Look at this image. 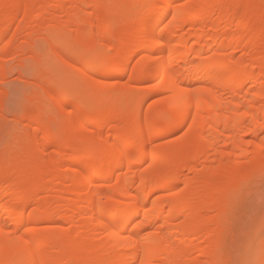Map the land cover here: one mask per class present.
Returning <instances> with one entry per match:
<instances>
[{"label":"bare ground","instance_id":"6f19581e","mask_svg":"<svg viewBox=\"0 0 264 264\" xmlns=\"http://www.w3.org/2000/svg\"><path fill=\"white\" fill-rule=\"evenodd\" d=\"M80 1L88 9L83 27H78L83 5L68 11L65 23L54 24L52 11L63 0H0V84L6 78L3 59L22 52L17 46L21 32L13 31V26L37 7L32 21L35 27L40 21L44 24L49 55L55 54L70 69V51L114 61L119 67L108 74L106 84L126 74L137 59L136 74L151 84V94L164 97L141 120L133 114L113 116L115 104L107 107L101 100L118 88L104 87L97 110L83 112L78 102L86 85L80 79L77 110L62 124L64 132H76L77 140L56 144L53 135L38 138L46 127L23 125L30 131H25L20 161L0 166V264H15L22 258L33 264H216L223 250V221L232 188L250 180L254 168L264 165V31L260 29L264 21L252 18L264 9V0H140L136 12H130L125 0H110L115 9L130 12L121 16L123 11L116 10L113 25L96 17L91 0ZM145 4L153 6L148 20L155 37H162L152 40L146 50L138 45ZM109 37L116 38L117 45L103 53L100 46ZM88 38L92 45L86 44ZM58 43L63 46L56 51ZM126 49L132 51L120 62ZM56 82L49 85L48 101L59 98L53 92ZM87 84L94 90L99 86ZM62 99L66 100L62 97L59 106L65 109ZM43 116L36 109L28 121L37 125ZM102 117L118 122L106 135ZM49 118L51 123L55 114ZM184 127L179 141L154 145ZM51 146L75 154L52 161L70 162L71 173L54 171L50 162L40 177L50 179L38 180L36 173L21 178L30 166L42 164ZM242 164L245 176L239 177ZM185 170L194 176L177 190L170 176ZM12 177L14 181L4 185ZM59 179L62 188L49 194L46 204V194ZM162 188L172 193L155 197ZM32 204L35 214H26ZM41 222L46 223L43 230L38 228ZM65 224L68 232L63 231Z\"/></svg>","mask_w":264,"mask_h":264},{"label":"rangeland","instance_id":"374dc122","mask_svg":"<svg viewBox=\"0 0 264 264\" xmlns=\"http://www.w3.org/2000/svg\"><path fill=\"white\" fill-rule=\"evenodd\" d=\"M92 3L96 6V17H99L104 22V25H113V17L115 13L118 11V9L121 10L122 7H115V5L109 2L110 0H91ZM78 2L79 4H76ZM124 5L129 7L130 12H136L138 11V4L140 0H125L123 1ZM82 1L80 0H63L60 7H57V9H53L56 11H52L54 13V24L58 23H65V20L68 18L67 13L68 11L71 12L73 8L77 10L80 7V5H83L82 13L79 18V25L78 27H83V17L85 14V11H87V7L84 4H81ZM109 3V4H108ZM122 6V5H121ZM36 7V6H35ZM59 8V9H58ZM117 10V11H116ZM126 10V9H125ZM123 11L119 12L121 13V16H126L127 14H130V12ZM37 11V7L30 11L26 18L23 19V17L20 18V21L17 22L13 26L14 30H20V36L19 40L17 42V46L19 47L20 51L17 55H8L5 59H3L2 64L5 68L6 72V78L2 83L0 84V98H5V96L8 94L7 89L4 87V83L8 82L13 85L18 84H25V88H17L16 91L18 93L17 98V110L12 112L11 114L6 115L5 114V106H4V100L0 103V166L1 164H4L7 162L9 165L14 166L16 165L21 158L20 148L23 147L24 141L26 139V133L25 131H30V129H24L23 125L27 124L31 127L35 128H41L46 127L44 129V132L38 133V138L41 139L45 135H53L56 138V144L59 143H66L70 141L77 140L78 136L76 132L69 131L64 132L62 130V124L67 121L69 122V117L71 116V112L76 111V95L78 91V86L81 76L79 73L75 71L77 65L73 63L74 60L79 61L83 56L81 53H77L76 51H70L69 56L67 58L68 62L73 65V67L70 69L66 66V64L56 56L55 54H48L47 48H46V39L47 35L45 34L46 31L44 24L40 21V25L34 26V22L32 21V16ZM159 11V10H157ZM156 11V12H157ZM242 8L238 10V14H241ZM56 14V15H55ZM123 14V15H122ZM1 15V14H0ZM120 16V15H119ZM258 19L259 21H264V9L260 10L257 14H252V18ZM43 21V20H42ZM62 21V22H61ZM262 28V29H261ZM123 29V27H116L114 32H119ZM261 31H264V26L260 27ZM102 32V28H100ZM257 35V32L252 31V36ZM264 43V39L262 40ZM86 44L92 45V42L90 38L86 40ZM63 44L58 43L55 47V50L58 51L59 48L61 49ZM117 45V40L114 37H109L105 42H102L100 49L103 53L110 50V48H113ZM253 48H257V46H252ZM24 51V52H23ZM132 49H126L122 54L120 55V62L123 60L124 57H126L129 53H131ZM136 61L137 59H134L133 63L131 64L132 67H128V71L124 75H117L110 80V84H107V87H115L119 88L121 90H117L115 93L110 95L109 99L102 98V102L107 107H112L115 104V108L112 109L110 112L113 116H117L116 114H133L136 115L140 120L144 117L145 112H147L148 108L156 103L159 102L160 99H162L163 95L158 94H151L150 86L151 84L147 82H142V78L136 74L137 67H136ZM263 62H258V64H262ZM118 65L114 66L117 67ZM119 67V66H118ZM72 78V82L69 84H66L63 82L66 78ZM56 81L57 86L55 85V93H59V98L55 102L48 101L47 97V91L49 90V85L51 82ZM107 82V81H106ZM30 86V87H29ZM87 87L91 88L89 84H87ZM100 85L97 87L96 90L92 89L93 91L88 93L82 98L79 99V104L81 105L83 112L85 111H96V103H98V96L100 91L102 90ZM98 94V95H97ZM97 95V97H96ZM65 97L66 100H69L72 103V108H65L62 109L61 106H59V103H61V98ZM97 98V99H96ZM101 99V98H100ZM56 103V104H55ZM137 104V108L135 105ZM84 107H83V106ZM40 109L44 112L45 116H43L38 122L37 125L34 123L29 122V118L34 110ZM75 109V110H74ZM81 109V108H80ZM55 114L54 121L50 123L49 117L51 114ZM74 113V112H73ZM100 122H107V127H105L106 130H104L105 135L107 134L108 130H112L113 128H116L118 126V122L116 121H108L107 117H102L99 119ZM92 130H95V127H91ZM187 128L184 127L182 129L177 130L171 135L164 136L162 138H159L154 143L155 146L158 147H164L169 144H172L174 142L179 141L186 133ZM109 133V132H108ZM82 140L80 143L84 144V137H81ZM38 139V140H39ZM74 139V140H73ZM254 138H249V140ZM13 149L16 150L13 152ZM57 148L55 146L49 147L46 152L42 156V164L38 166L37 168H34L33 166H30L24 173L23 177L21 178H29L34 173L38 174V180H42L43 178H40L44 173V168L47 164L51 162L52 168L54 171L59 172L61 174H67L69 175L71 173L70 169L71 163L70 162H60V163H52V161H55L61 157H72L75 154L67 149L61 152H58L56 150ZM151 148H148L146 152H149ZM39 152V151H37ZM35 153L33 156V160L35 159ZM78 156V155H76ZM78 165V164H75ZM264 165L257 166L254 168L252 172V178L248 181L242 182L240 186L237 188H232V193L230 196V201L228 203V207L226 209V213L224 215V221H223V232H224V245L222 253L225 255V258H227L231 254V249H235L237 252L241 254L247 253L250 258L259 259L260 258V238H259V231H260V223L259 219L253 220L246 228V230L243 233L234 232L233 228L229 224V209L230 205L234 199L235 194L239 191L242 185H249L253 192H258L260 183H261V174L264 172ZM241 171L239 172L238 176L243 177L245 176V164L241 165ZM245 167V168H244ZM194 174L190 173L188 170H185L181 172L180 174H177L176 177L173 175L170 176L172 178V185L177 190L182 189L187 179L193 178ZM52 177V176H51ZM45 179L50 178H44ZM56 180V179H55ZM174 180V181H173ZM177 180V181H176ZM9 181H14L13 177L10 178V180H5L4 185H7ZM63 180L59 179L55 181L56 185L55 188H53L52 193H47L46 196L43 194L42 196H45L44 202L47 204L48 200L50 202L51 197L54 194V190H58L62 188L63 186ZM39 182V181H38ZM115 183V178L110 182L109 185H113ZM59 184V185H58ZM54 187V185H53ZM172 193V190L169 188H162L160 191H158L155 195V197H160L164 195H168ZM52 196H50V195ZM48 198V199H47ZM44 203V206L46 205ZM35 214V206L34 204L30 205L26 209V214ZM214 214H211V216ZM46 226V223L41 222L38 225V228L40 230H43ZM63 231L68 232L69 229L67 228V225L65 224ZM66 251L68 249H65ZM27 251V248L21 252V255H25ZM96 255L99 254V252H95ZM15 264H33L30 263L27 258H22L18 262H15ZM76 264H87L85 261H79Z\"/></svg>","mask_w":264,"mask_h":264},{"label":"snow or ice","instance_id":"6c2138e0","mask_svg":"<svg viewBox=\"0 0 264 264\" xmlns=\"http://www.w3.org/2000/svg\"><path fill=\"white\" fill-rule=\"evenodd\" d=\"M152 7L150 4L143 6V16L139 25L141 35L138 37V45L145 48V50L152 40L162 39V37H155L154 30L151 28L150 21L148 20ZM109 55L111 54L109 53ZM73 63L77 65L75 71L80 74L82 82L86 85L85 95L93 91L87 87V81H92L101 87H107L105 81L110 78L108 74L116 70L114 61L104 56L83 57L79 61L74 60ZM128 67H132V65L129 64ZM4 87L8 91V94L4 98L5 114L8 115L17 110L18 93L16 89L25 88L26 85H13L5 82ZM62 103H64L66 108H72V103L69 100L62 99ZM257 218L260 223V231L258 233L260 238V258H250L247 253L241 254L233 248L227 258L222 253L216 264H264V172L261 174L258 192H253L247 184L242 185L235 194L229 209V224L234 232L243 233L247 226Z\"/></svg>","mask_w":264,"mask_h":264}]
</instances>
